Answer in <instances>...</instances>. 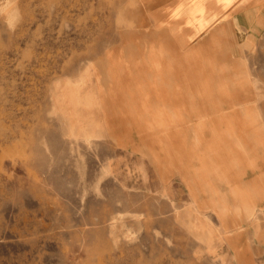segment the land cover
Here are the masks:
<instances>
[{
	"label": "rangeland",
	"instance_id": "1",
	"mask_svg": "<svg viewBox=\"0 0 264 264\" xmlns=\"http://www.w3.org/2000/svg\"><path fill=\"white\" fill-rule=\"evenodd\" d=\"M258 2L225 1L229 20L239 19L237 44L248 30L235 13L255 12ZM122 3L129 0H0V264H264V165L258 177L237 179L254 204L249 216L229 180L212 175L210 157L207 172L232 207L226 216L220 195L192 194L175 160L163 153L154 162L133 130L107 119L115 113L104 112L98 88H107L106 50L121 44ZM150 13L133 35L152 32ZM253 31L243 58L264 82V33ZM191 41L178 45L185 51ZM255 102L264 108L260 85ZM240 154L228 163L239 172Z\"/></svg>",
	"mask_w": 264,
	"mask_h": 264
},
{
	"label": "bare ground",
	"instance_id": "2",
	"mask_svg": "<svg viewBox=\"0 0 264 264\" xmlns=\"http://www.w3.org/2000/svg\"><path fill=\"white\" fill-rule=\"evenodd\" d=\"M202 1L208 0H172L170 5H166L165 0H129L128 5L122 3L118 6L116 24L121 44L107 49L102 60L108 65L107 88L99 85L100 99L104 112L115 113L105 115L107 119L133 130L154 162L160 161L163 153L170 160H175L169 165L177 169L192 194L203 191L209 193L208 197L220 195L225 203L222 213L229 216L232 207L225 192L218 188L217 182L207 172L211 168L208 161L213 157L217 172L213 171L212 175L218 174L224 183L229 180L234 187L233 199L236 197L239 201L237 207H243V212L250 216L254 213V204L250 197H245L237 179L240 173L258 177L259 171L263 172L264 128L259 121L262 111L258 103L249 104L256 97L255 91L233 54L229 53L226 58L224 48H209L207 41L189 46L185 51L179 47V41L188 42L194 9H203ZM203 7L214 8L209 4ZM148 10L157 18L156 24L146 36L136 37L132 28L146 27ZM218 30L224 31L225 27ZM132 37L138 43L130 44L129 38ZM214 72L219 73L218 77ZM130 134L133 135L132 131ZM250 138L251 144H248ZM238 141L245 142L244 151L238 150ZM221 147H225V151ZM238 154L243 155L245 161L241 172L228 165ZM179 160L183 164L175 165ZM252 161L255 170L250 168ZM199 175L201 177L197 178ZM255 191L258 192L257 189ZM246 251H240L241 255L247 254Z\"/></svg>",
	"mask_w": 264,
	"mask_h": 264
},
{
	"label": "crops",
	"instance_id": "3",
	"mask_svg": "<svg viewBox=\"0 0 264 264\" xmlns=\"http://www.w3.org/2000/svg\"><path fill=\"white\" fill-rule=\"evenodd\" d=\"M199 1V0H198ZM201 1V0H200ZM209 1V3H208ZM206 2L202 1L201 4L202 8H195L193 12V22H192V29L190 28L188 33L189 36L187 37V40L192 39V46L199 44L200 42L207 41V47H219L224 48L223 55L224 57L227 56L228 58L229 53L233 54L238 59V63L241 66V70L244 73V77L250 82V86H252L254 89V95L257 96L258 94V88L260 85V90H264L263 83L261 80L253 78L252 74L250 72L251 68L246 64V61L243 58V48L246 46H251L253 40V31L254 28H249L250 24L254 20V24L258 25L260 27L259 30L254 29V33H264V0H259V2L256 4L255 12L253 11L254 8L250 7L249 10H242L238 9L235 13V16L239 18H245V22H247L246 25V31L248 33H244V39H246V43H240L238 41V44L236 43V40H233V34H238L240 31L238 30L235 33V27L239 29V19L229 20L230 17H227L226 13L224 12V6L226 0H208ZM213 2V4H212ZM215 2V3H214ZM209 4L210 6L213 5L214 8H207L204 9L205 5ZM237 14V15H236ZM239 14V15H238ZM217 25V26H216ZM254 25V26H255ZM220 27H225L224 31H219L218 29ZM211 28V29H210ZM215 30V31H214ZM222 32V33H221ZM206 34V35H201ZM241 37L243 38V35L241 34ZM214 42V45L212 43ZM215 42L217 43V46H215ZM237 45V46H236ZM240 47V48H239ZM235 54V55H234ZM241 56H240V55ZM218 77V76H217ZM263 94L262 92L260 93ZM261 111L263 112V108H261ZM263 154V153H262Z\"/></svg>",
	"mask_w": 264,
	"mask_h": 264
}]
</instances>
